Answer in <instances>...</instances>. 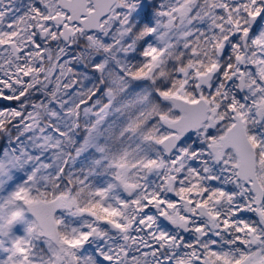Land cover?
I'll return each instance as SVG.
<instances>
[{
  "label": "snow or ice",
  "instance_id": "1",
  "mask_svg": "<svg viewBox=\"0 0 264 264\" xmlns=\"http://www.w3.org/2000/svg\"><path fill=\"white\" fill-rule=\"evenodd\" d=\"M0 264H264V0H0Z\"/></svg>",
  "mask_w": 264,
  "mask_h": 264
}]
</instances>
